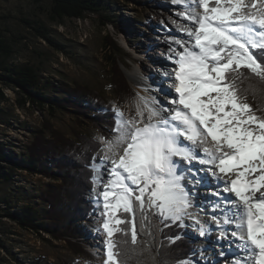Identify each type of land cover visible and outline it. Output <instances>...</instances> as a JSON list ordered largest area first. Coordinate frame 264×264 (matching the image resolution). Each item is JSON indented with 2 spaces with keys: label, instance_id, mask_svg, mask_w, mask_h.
I'll return each instance as SVG.
<instances>
[{
  "label": "snow or ice",
  "instance_id": "1",
  "mask_svg": "<svg viewBox=\"0 0 264 264\" xmlns=\"http://www.w3.org/2000/svg\"><path fill=\"white\" fill-rule=\"evenodd\" d=\"M172 3L193 25L179 26L189 40L173 41L182 50L175 53L177 67L166 73L178 98L162 104L141 97L132 118L114 108L112 137L99 138L104 155L98 159L110 165L100 193L104 264H126L113 239L117 232L127 235L116 227L129 223L116 215L121 210L132 216L135 250L137 208L145 220L147 212L181 226L190 218L206 239L214 225L220 254L233 255L231 264H264V115L246 102L239 86L243 69L264 79V64L251 51H264V0ZM201 188L212 189L204 205L194 202ZM194 203L211 205L210 224L189 211Z\"/></svg>",
  "mask_w": 264,
  "mask_h": 264
},
{
  "label": "rangeland",
  "instance_id": "2",
  "mask_svg": "<svg viewBox=\"0 0 264 264\" xmlns=\"http://www.w3.org/2000/svg\"><path fill=\"white\" fill-rule=\"evenodd\" d=\"M110 4L109 11L113 19L120 23L124 33L116 34L110 25L102 26L100 17L94 15L83 19H65L63 23L55 22L50 14L52 0H0V32L13 44L15 53L10 61L14 64L30 62L41 68L45 78L65 81L72 86L77 83L82 87L91 88L121 109L125 118H132L136 115L141 97H152L162 104H167L174 98L170 93L173 92V84L160 70H165L163 65H171L172 69H175V53L182 49L173 41L189 40L186 33L179 31L178 28L193 25L177 15L184 9L173 4L172 0H110ZM21 18L46 23L52 28L53 35L67 46L68 53L54 48L38 36L33 28L23 23ZM109 32L115 34L126 51L127 55L123 54L122 57H127V60L123 61L122 58L119 72L136 93L125 103L117 99L112 89L111 71L104 47ZM134 71L140 72L138 79L135 75L132 76ZM158 84L165 89L158 90ZM6 91L10 101L2 103L1 106L7 111L6 116L12 123L8 125L0 123V131L6 140L15 145L13 149L17 154L24 152L26 144L34 141L33 130L43 128L46 121L63 132L65 138L71 141L75 140L76 133L82 132L96 135L97 138L103 136L96 127L87 122V119H79L69 110H58L52 114L48 110H40L29 104L22 108L18 103L20 95L12 89ZM111 137L112 134L108 138ZM103 155L102 150L99 157ZM96 165V185L89 195V200L94 202V208L84 213L83 219L76 222L84 236L83 247L91 252L92 256L76 254L65 241L54 240L49 235L41 237L30 230L22 229L17 223L5 220V226L10 227L14 233L6 237L12 254L9 255L4 250L1 252L7 258L4 264H22L21 261L30 264H61L66 260L83 262L93 260L96 264H104L107 236L102 225L106 217L100 193L107 182L104 169L109 168V165L103 164L99 159ZM14 178L11 183L2 186V194L12 196L19 206L32 203L37 209L47 208V203L40 194L49 182H53L52 180L22 169L15 170ZM211 191L212 189H199L194 195V202L198 201L200 205H204L206 203L204 196L210 195ZM189 211L198 217L202 224L204 221L211 223V205L204 209L196 207L194 203ZM121 213L122 210L116 215L119 217ZM184 222L187 225L188 236L196 245L195 262L231 264L233 255L220 254L223 249L217 243L219 229L213 225L214 230L210 232V238L206 239L199 235L200 226L192 219L185 218ZM204 227L207 229L208 225Z\"/></svg>",
  "mask_w": 264,
  "mask_h": 264
},
{
  "label": "trees",
  "instance_id": "3",
  "mask_svg": "<svg viewBox=\"0 0 264 264\" xmlns=\"http://www.w3.org/2000/svg\"><path fill=\"white\" fill-rule=\"evenodd\" d=\"M110 5V0H52L50 14L51 19L59 23H63L65 19H83L94 15L100 17L102 26L110 25L116 34L124 33L120 23L113 19L109 11ZM21 21L33 28L38 36L54 48L68 53L67 46L53 35L52 28L46 23L30 18H21ZM112 33L107 34V42L104 44L106 59L111 71L114 94L125 103L136 93L119 72L122 58L123 61L127 58L122 55L127 54ZM14 53L13 44L0 32V123H12L6 116L7 111L1 106L2 103L10 101L6 89H12L20 95L18 103L22 108L29 104L52 114L58 110H69L79 119H87L103 137L112 134L108 129L113 126V109L116 106L86 86L82 87L77 83L72 86L65 81L45 78L41 68L33 63L14 64L10 61ZM252 53L264 64V51L252 50ZM239 86L246 102L257 109L258 115H264V79L243 69ZM33 133L34 141L26 144L24 152L17 154L13 149L15 145L6 140L0 131V264L7 261L1 253L2 250L12 254L6 237L14 231L5 226V220L17 223L22 229L30 230L41 237L49 235L54 240L65 241L76 254L92 256L83 247L84 236L76 222L83 219L84 213L94 208V202L89 200V195L96 185V172L91 165L96 164L103 145L99 143L96 135L87 132L76 133L75 140L71 141L49 121L44 123L43 128L33 130ZM20 169L30 174H40L53 181L40 194L47 203V208L37 209L32 203L19 206L12 196L1 193L2 186L11 183L15 179V170ZM145 215L146 220L139 209H136L138 243L133 251L130 235L132 216L123 211L120 214V219L129 221L126 225L118 226L127 235L117 232L113 237L121 261L126 264H198L194 261L196 245L188 236L185 222L181 226L170 220H162L151 212ZM125 240L128 243H124ZM21 263L30 264L26 261ZM61 264L96 263L93 260H66Z\"/></svg>",
  "mask_w": 264,
  "mask_h": 264
},
{
  "label": "bare ground",
  "instance_id": "4",
  "mask_svg": "<svg viewBox=\"0 0 264 264\" xmlns=\"http://www.w3.org/2000/svg\"><path fill=\"white\" fill-rule=\"evenodd\" d=\"M198 9V10H197ZM197 9H195L196 11H200V9L199 8H197ZM154 61H156L155 59H153ZM153 61V62H154ZM166 64H169V63H166ZM177 67V65L175 64V68ZM163 68L165 69L164 71H168L169 73H172L173 71H174V68L172 69V66L171 65H163ZM133 75H135V77L138 79V77H140V72L139 71H134L133 73H132V76ZM129 76H130V78L132 79V77H131V75L129 74ZM140 80V79H139ZM170 83H174V79H170ZM157 88H158V90H160V89H163V87L161 88V85H157ZM165 89V88H164ZM163 89V90H164ZM171 93V95H172V97H174V98H178V94H175V92H174V89H173V92H170ZM150 98H152V97H150ZM109 167H110V165H109ZM214 253V252H213ZM216 254V253H215Z\"/></svg>",
  "mask_w": 264,
  "mask_h": 264
}]
</instances>
